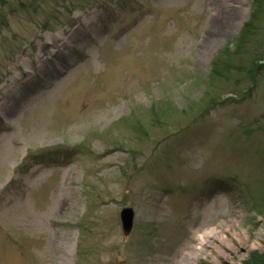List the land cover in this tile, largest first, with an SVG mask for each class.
Returning <instances> with one entry per match:
<instances>
[{"label": "rangeland", "instance_id": "1", "mask_svg": "<svg viewBox=\"0 0 264 264\" xmlns=\"http://www.w3.org/2000/svg\"><path fill=\"white\" fill-rule=\"evenodd\" d=\"M226 224L198 264H264V0H0V264H177Z\"/></svg>", "mask_w": 264, "mask_h": 264}, {"label": "bare ground", "instance_id": "2", "mask_svg": "<svg viewBox=\"0 0 264 264\" xmlns=\"http://www.w3.org/2000/svg\"><path fill=\"white\" fill-rule=\"evenodd\" d=\"M230 225L226 224L225 227H208L200 232L193 234L194 238L198 241L197 245H190L181 254V257L177 264H198L199 258L206 252V246L211 242L212 238L217 237L222 241H228V237L225 234V229H230ZM211 254V252H208ZM217 263V258H214Z\"/></svg>", "mask_w": 264, "mask_h": 264}, {"label": "water", "instance_id": "3", "mask_svg": "<svg viewBox=\"0 0 264 264\" xmlns=\"http://www.w3.org/2000/svg\"><path fill=\"white\" fill-rule=\"evenodd\" d=\"M121 223L125 233H128L133 225L134 211L131 207H126L121 211Z\"/></svg>", "mask_w": 264, "mask_h": 264}]
</instances>
